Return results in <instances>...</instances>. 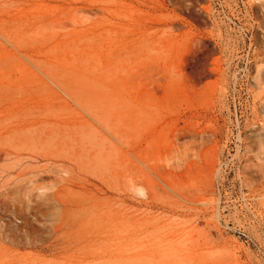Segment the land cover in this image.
Masks as SVG:
<instances>
[{
	"label": "rangeland",
	"instance_id": "374dc122",
	"mask_svg": "<svg viewBox=\"0 0 264 264\" xmlns=\"http://www.w3.org/2000/svg\"><path fill=\"white\" fill-rule=\"evenodd\" d=\"M263 84L264 0H0V264H264Z\"/></svg>",
	"mask_w": 264,
	"mask_h": 264
},
{
	"label": "bare ground",
	"instance_id": "6f19581e",
	"mask_svg": "<svg viewBox=\"0 0 264 264\" xmlns=\"http://www.w3.org/2000/svg\"><path fill=\"white\" fill-rule=\"evenodd\" d=\"M262 11H263V10H262ZM96 14H97V13H96ZM157 81L160 82V80H157ZM258 81H259V79H258ZM260 82H261V81H260ZM259 84H261V83L258 82V85H259ZM259 86H260V85H259ZM261 87H262V86H260V88H261ZM263 87H264V84H263ZM261 100H262V99H261ZM254 102H256V101H254ZM73 106H74V105H73ZM88 118H89V117H88ZM128 118H129V117H128ZM126 119H127V118H126ZM129 119H130V118H129ZM47 121H48V120H47ZM90 121H91V120H90ZM129 121H130V120H129ZM52 122H53V120H52ZM110 122H111V121H110ZM122 122H123V121H122ZM91 123H92V121H91ZM92 124H93V123H92ZM125 124H126V123H125ZM130 124L132 125V123H130ZM121 125H122V124H121ZM96 126H97V125H96ZM117 127H118V126H117ZM98 128H99V127H98ZM98 128H97V129H98ZM263 129H264V128H263ZM117 130H118V129H117ZM123 131H124V129H123ZM116 132H117V131H116ZM127 132H129V131H127ZM104 134H105V133H104ZM117 134H118V136H120V135H119V132H117ZM122 134H124V132H123ZM263 135H264V134H263ZM127 136H128V135H127ZM127 136H126V137H127ZM108 137H109V136H108ZM122 137H123V136H122ZM103 138H104V137H103ZM119 138H120V137H119ZM117 139H118V138H117ZM111 140H113V139H111ZM117 141H118V140H117ZM122 142H123V141H122ZM119 147H120V145H119ZM122 150H123V149H122ZM132 151H133V150H132ZM4 154H5V153H4ZM127 154H128V152H127ZM15 157H16V156H15ZM132 157H133V156H132ZM38 158H39V157H38ZM49 159H50V158H49ZM62 162H63V161H62ZM135 162H136V161H135ZM137 163H138V162H137ZM51 165H52V164H51ZM139 165H140V164H139ZM130 166L132 167L131 163H130ZM123 167H124V166H123ZM135 167H136V165H135ZM137 167H138V166H137ZM124 168H125V167H124ZM124 168H123V169H124ZM120 172H121V171H120ZM138 172H139V170H138ZM140 172H141V171H140ZM129 173H130V172H129ZM131 174H132V171H131ZM15 175H16V174H15ZM73 175H74V174H73ZM126 175H127V174H126ZM77 176H78V175H77ZM124 176H125V175H124ZM122 177H123V176H122ZM122 177H121V179H122ZM131 177H132V176H131ZM66 178H67V177H66ZM73 178H74V177H73ZM80 178H81V177H80ZM113 178H114V177H113ZM124 178H125V177H124ZM127 178H128V177H127ZM174 178H175V177H174ZM83 179H84V178H83ZM133 179H134V178H133ZM135 179H136V177H135ZM66 180H67V179H66ZM113 180H114V179H113ZM124 180H125V179H124ZM136 180H137V179H136ZM139 180H140V182L143 181V179H139ZM69 181H70V180H68V182H69ZM74 181H75V180H73V182H74ZM126 181H127V180H126ZM133 181H135V180H133ZM58 182H59V181H58ZM71 182H72V179H71ZM71 182H69V183H71ZM75 182L77 183V180H76ZM97 182H98V181H97ZM107 182H109V181L107 180ZM135 182H136V181H135ZM138 182H139V181H138ZM138 182H137V183H138ZM76 183H75V184H76ZM143 183H144V182H143ZM48 184H49V183H48ZM66 184H67V183H66ZM79 184H80V183H79ZM79 184H77V186H78ZM83 184H84V183H83ZM92 184H93V183H92ZM99 184H100V183H99ZM131 184H132V179H131ZM134 184H135V183H134ZM64 185H65V184H64ZM67 185H68V184H67ZM70 185H74V184H69V186H70ZM80 185H82V184H80ZM80 185H79V186H80ZM85 185H86V183H85ZM50 186H51V185H50ZM62 186H63V185H62ZM62 186H61V188H62ZM130 186H131V185H130ZM137 186H138V185H137ZM139 187H140V185H139ZM139 187H138V188H139ZM47 188H48V187H47ZM58 188H60V187H58ZM64 188H65V187H64ZM64 188H63V189H64ZM69 188H73V187H69ZM96 188H98V187L96 186ZM74 189H75V188H74ZM68 190H72V189H68ZM63 191H64V190H63ZM91 191H92V190H91ZM59 192H60V191H59ZM61 192H62V191H61ZM93 192H94V191H93ZM50 193H51V192H50ZM52 193H53V192H52ZM84 193H85V192H84ZM64 194H65V193H64ZM54 195H55V194H54ZM62 197H63V196H62ZM52 198H53V197H52ZM103 198H104V196H103ZM119 202H120V201H119ZM65 204H66V202H65ZM67 204H68V203H67ZM116 205H117V204H116ZM105 206H106V205H105ZM61 207H62V206H61ZM106 207H107V206H106ZM125 207H126V206H125ZM128 207H129V206H128ZM110 208H111V207H110ZM112 208H113V207H112ZM115 208H118V207H115ZM115 208H114V209H115ZM117 212H118V211H117ZM117 212H116V213H117ZM64 213H65V212H64ZM119 213H120V212H119ZM121 213H122V212H121Z\"/></svg>",
	"mask_w": 264,
	"mask_h": 264
}]
</instances>
